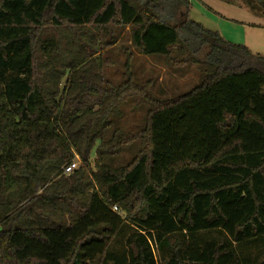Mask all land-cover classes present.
<instances>
[{
	"label": "trees",
	"instance_id": "1",
	"mask_svg": "<svg viewBox=\"0 0 264 264\" xmlns=\"http://www.w3.org/2000/svg\"><path fill=\"white\" fill-rule=\"evenodd\" d=\"M190 10L0 0V264H264V54ZM126 27L139 53L196 66L199 84L156 99L131 78L132 53L130 76L108 82L99 52ZM132 97L145 126L112 130ZM136 142L130 163H107ZM76 154L85 167L65 176Z\"/></svg>",
	"mask_w": 264,
	"mask_h": 264
},
{
	"label": "rangeland",
	"instance_id": "2",
	"mask_svg": "<svg viewBox=\"0 0 264 264\" xmlns=\"http://www.w3.org/2000/svg\"><path fill=\"white\" fill-rule=\"evenodd\" d=\"M213 7H221L226 13H235L239 19L248 21L249 25H244L232 20L215 17L217 14L208 10L202 0H190L194 6L189 15L192 20L202 23L206 28L217 27L222 29L223 37L233 43L246 45L256 54H264V14L247 7L245 0H204ZM207 18L216 19V22ZM212 23V24H211ZM256 25V26H254ZM262 25V26H261ZM132 53L130 59L131 78L137 83L150 81L149 91L151 95L160 100L174 98L180 94L190 91L199 84L201 73L196 66L173 67L165 62L163 56L142 55L131 45L130 27L119 31L118 41L115 45L102 49L98 58L102 62V72L105 79L114 85L124 82L128 75L126 63L128 54ZM68 81L64 79V83ZM122 115L114 118L112 128H122L126 132H136L145 126L147 104H137L136 98H129L120 108ZM109 131V135L111 134ZM139 149V142L126 148L120 155L107 160L113 167H121L130 163ZM95 154L91 157V168L88 171H96ZM85 167L81 160L80 167ZM68 176V175H65ZM124 217L125 213H121ZM114 245V244H113ZM121 248V243L117 244ZM255 253V250H254Z\"/></svg>",
	"mask_w": 264,
	"mask_h": 264
},
{
	"label": "crops",
	"instance_id": "3",
	"mask_svg": "<svg viewBox=\"0 0 264 264\" xmlns=\"http://www.w3.org/2000/svg\"><path fill=\"white\" fill-rule=\"evenodd\" d=\"M190 1V0H189ZM203 1V3H204V5L207 7V9L208 10H211V11H213V12H215L217 15L215 16V17H220V18H223V19H227V20H232V21H235V22H238V23H243L244 25H249L250 23L248 22V21H245V20H242V19H239L240 17H238V15L237 14H235V13H225L224 11H223V9H221V7H219V6H217V7H213L212 5H209L208 3H207V1H204V0H202ZM192 5V4H191ZM247 7L249 8V5H247ZM194 9V6H191V10H190V14L192 13V10ZM250 9H252V8H250ZM253 11H254V9H253ZM190 17V16H189ZM207 19H209V21H212V22H216L217 20V18L216 19H213V18H207ZM212 24V23H211ZM254 26H256V25H254ZM262 26V25H261ZM208 28L209 29H212V30H215V31H218V32H220L221 34H223L222 33V29H220V28H217V27H211V25L210 26H208ZM224 36V35H223ZM229 41V40H228ZM250 48V47H249ZM251 49V48H250Z\"/></svg>",
	"mask_w": 264,
	"mask_h": 264
},
{
	"label": "built area",
	"instance_id": "4",
	"mask_svg": "<svg viewBox=\"0 0 264 264\" xmlns=\"http://www.w3.org/2000/svg\"><path fill=\"white\" fill-rule=\"evenodd\" d=\"M80 163L81 158L79 157V155L76 154L73 161L63 167V173L65 175H70L74 173L80 167ZM113 210H118L117 206H114Z\"/></svg>",
	"mask_w": 264,
	"mask_h": 264
}]
</instances>
